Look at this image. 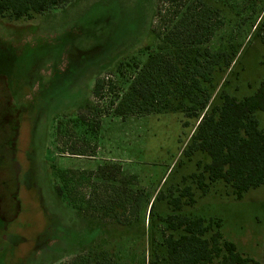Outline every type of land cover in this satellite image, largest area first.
<instances>
[{
	"label": "rangeland",
	"instance_id": "obj_1",
	"mask_svg": "<svg viewBox=\"0 0 264 264\" xmlns=\"http://www.w3.org/2000/svg\"><path fill=\"white\" fill-rule=\"evenodd\" d=\"M187 12L208 26L199 29L206 32L202 38L209 36L202 47L234 54L214 72L212 104H221L222 92L239 99L253 94L264 82V0H73L31 20L0 17V264H67L111 240L110 222L78 215L59 196L55 173L107 163L136 174L155 202V246L165 227L159 215L204 217L220 225L224 238L254 260L250 264H264V185L237 200L225 182L199 179L210 160L206 154L184 156L206 109L198 116L186 109L115 113L120 81L128 87L134 63L142 65L156 50L159 30L168 33ZM119 63L121 73L115 71ZM99 77L112 80L114 88L95 96ZM76 114L100 119L95 155L61 150L59 120ZM256 115L264 130V111ZM201 182L208 184L206 192ZM175 197L181 199L178 209L171 204ZM149 209L115 246L121 264H142L136 240Z\"/></svg>",
	"mask_w": 264,
	"mask_h": 264
},
{
	"label": "trees",
	"instance_id": "obj_2",
	"mask_svg": "<svg viewBox=\"0 0 264 264\" xmlns=\"http://www.w3.org/2000/svg\"><path fill=\"white\" fill-rule=\"evenodd\" d=\"M72 1L0 0V17L31 20ZM200 28L208 26H202L200 18L193 21L187 12L168 33L159 30L160 41L154 53L142 65L134 63L135 73L127 88L124 78L120 81L123 93L113 102L115 113L125 116L186 109L198 116L199 110L206 109L184 156L191 157L196 152L206 154L210 160L202 165L199 179L223 181L231 187L237 200H241L249 190L264 185V130L256 115L257 111H264V82L242 99L222 92L221 104L213 105L214 72L228 66L234 54L202 47L209 36L202 38L206 32H199ZM119 64L115 71L121 73L122 63ZM106 86L113 89L112 80L107 83L104 78H97L93 94L100 96ZM100 125L99 118L94 122L86 114L59 120L56 136L64 143L62 152L95 155L97 143L93 140ZM55 173L59 180L57 193L66 197L78 215H90L101 224L110 222V228L115 230L111 240H101L88 252L80 251L67 264H121L116 259L119 245L115 246L128 236L129 228L140 222L149 208L148 224L136 240L143 253L142 264H212L215 260L220 264H250L254 261L224 238L219 224L204 217L159 215L165 227L162 242L159 247L155 246V202H151L150 195L141 187L139 177L125 172L120 165L100 164L91 171L55 168ZM200 184L206 192L208 184ZM84 186L90 188L89 194L81 191ZM187 190L192 195L190 188ZM162 197L159 194L156 199ZM171 204L175 209L180 208V197L172 199ZM117 225L122 229L116 230Z\"/></svg>",
	"mask_w": 264,
	"mask_h": 264
}]
</instances>
